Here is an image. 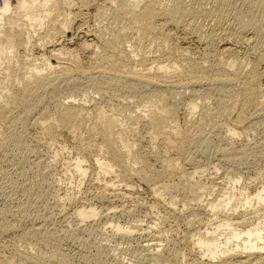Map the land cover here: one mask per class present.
Returning a JSON list of instances; mask_svg holds the SVG:
<instances>
[{"label": "bare ground", "instance_id": "1", "mask_svg": "<svg viewBox=\"0 0 264 264\" xmlns=\"http://www.w3.org/2000/svg\"><path fill=\"white\" fill-rule=\"evenodd\" d=\"M117 1L119 2V0H101L102 3H100L99 0H79L82 4L81 6L86 9L94 5L99 9H101L103 5H108L110 7ZM129 1L130 3L132 2V4H130ZM129 1H120L121 6L124 8L129 6L128 3L130 4L127 10H129L128 14L130 13L131 16H128V19H126V26L124 27L128 28V31L136 28V32L139 34H134L141 35V41L133 42L131 40L132 37L129 38L127 35L129 32L119 31L115 35V32L112 30L114 32V37L112 39L110 37V39L108 38L107 40L104 39L105 37H102L101 48L105 53L103 51H101V53L103 52L104 54L102 55L104 64L92 68H85V66L83 67L79 63L80 59L78 60L76 56L72 57L71 54L72 59L71 57L70 59L72 62L66 65L64 63L65 60L63 59L64 61H62L61 57L66 54V47L63 48L60 45L61 47L57 49V44H52L50 46L55 47L52 50V56L43 54L36 58L33 56L35 59H30L31 61L42 60L43 67L39 66L37 63H30L25 67L26 70L22 76L21 74L18 75L16 72L17 76H14L16 78L15 81L17 80L20 84L22 83V87L15 86V83L7 81L8 78L12 76L10 74L6 73L7 75L3 74L2 78L0 77V99L3 100V102L0 100V134H2L3 131L8 132V130L14 129L17 124L25 126L32 114L34 115V112L39 109L42 111L40 125H44L47 123H44V121L48 119L49 122L50 119L49 124H45L46 126L44 125L50 134L54 133L57 127L70 128L71 126L74 129L77 125L76 123H78L79 126L80 120H84L89 114L90 107H87V104H77L75 101L66 103L57 100L54 110L48 107L50 103L49 100L53 101L54 98L56 100L57 95H55V92L61 87L60 82H62V85L63 82L64 84L65 82L70 84L73 91L77 94H80L82 91L79 86L81 77H83L85 79L83 81L89 85L88 88L92 87L95 89L94 91L99 93L104 91H107L108 94L109 91L111 93L118 92L117 94L122 93V95L128 93L129 95H127L131 97L132 95L130 96V94L136 96L137 93L143 92L142 90L151 88V96H148L150 100L147 97L144 99H148L151 103L147 108L140 109L136 115H132V113L137 112L135 110L127 111L130 113L129 120L133 123L132 125H135V122L138 123L142 121L141 123L147 124L152 130L153 135L160 139L166 153L173 149L174 155L176 156V158L173 157L175 160L173 159L171 163L169 162V165L162 166L169 168V174L167 173L168 177L172 173V175L175 173L176 177H178L177 180H174L175 184L172 188L173 190L170 188L171 191H169V186L166 184L171 183L167 182V179H169L166 174L168 169L167 171H164V169L162 171H157L152 165H148L144 169L137 168L136 165L139 163L138 160L139 158L143 159L144 154L140 151L139 157L133 155L132 151L135 144L130 143L125 137V132L127 131L125 127L126 123L123 121L125 117L122 119L123 117L120 118L118 115L108 116L105 113L106 111L103 112V110H105L104 108L103 110L100 109V105H98L99 107L96 105L94 107L95 109L98 107L97 111L100 110L99 114L102 116L100 121L101 126L97 124L98 126L95 125L96 127L94 126L93 130L97 131L102 129L104 132V145L101 144L98 148V150L103 151L104 154H97L93 159L95 170L98 171V174H103L104 176L115 175L120 182L125 184L127 189H123L124 193L119 192L124 195V197L132 194L134 191L133 185L136 183L145 186L153 196L155 205L162 206L165 209V213L160 214L159 219L156 220L159 221V223H157V228H161V223H165L169 219L168 216L171 215L174 216L177 223L185 219L192 234L185 236V238L180 241L184 242V239L187 241V245L189 244L191 246L189 248L190 255L194 257L191 256L192 258H188V253L185 251L184 253L180 252L177 248V244L180 242H176V238L173 235L174 233H169V230L160 231L158 235L154 236L153 240L167 242V245L171 244L169 248L173 256H171V261L177 264H252L253 262V264H264V212L261 213L264 210V184L261 187H256V189L251 192L245 186L241 185L238 187L237 184L240 183V178H235L228 174V182L231 185V190L223 189L217 192V189L208 187L201 180L202 171H200V169L202 168V164L199 158V154H201V156L204 154L205 156V154L207 155L209 152L215 150V152L220 154V159L223 163L237 165L243 160L245 155L251 151L249 147L252 143L250 142L251 144H248L249 141L245 143L247 141H245V139V144L241 146L242 148L239 147L241 149L238 147L235 148L236 143L234 141H237L235 140L237 137L244 136L246 138L248 130L245 128V124H250L258 128L261 127L264 135V104L258 101V109H255L257 113H248V110L254 104H257V98L259 97L258 91H264L262 87H260L258 91H254L259 87V85L255 86L256 81L260 76L262 77V75H264L260 70V67L264 64V40L262 39L264 26L262 21L258 22L254 20L253 17V15L257 14L256 12H260L264 19V0H236V3L234 2L235 0H209L212 5L211 8L207 10L206 16L209 14L211 20H215L216 25L212 27L208 33L205 32L207 36L206 40L209 41V47L202 54L203 57L196 58L195 60L192 58V60L189 59L192 62L189 71L181 70L176 63L167 64L163 57H161L163 54L162 52L160 56L148 54L146 50L150 45L145 48V44L142 42V38L146 39L150 35L153 41H158V39L159 41L161 39V41H163L168 38L169 32L167 30L169 24L178 22L181 15L187 12L184 11V0H175L174 4L176 5H172L176 7L172 9L164 7L165 0ZM73 2V0H15V2L12 0H3L2 5H0V68L6 69V72L9 71L11 67L9 65L5 66L4 64L7 62L10 64L9 62L11 60H15V62L19 63L17 57L19 56L20 49L31 51V47H36L37 43H34L35 36L41 33L39 31L48 22L53 23L51 32L48 36L60 31L63 32V35L65 34L64 37H66L65 30L69 28L66 18L69 16V13L62 8L64 11L63 13L61 7H63L62 3L63 5L64 3L65 5H71ZM61 15L64 16L63 20L59 19ZM230 20L235 27L232 23L227 26V22ZM57 22L59 25L56 24ZM49 24L50 23H48V25ZM118 30L116 29V31ZM191 31L193 34L195 33L200 36L201 31L196 29ZM101 36L97 38L101 40ZM49 40H47V43ZM147 40L150 39L148 38ZM6 41H9L8 44L11 45H7ZM147 43L149 44L150 42L147 41ZM244 43L253 46L252 48L256 52L252 51L257 54L252 55L254 57L256 56L255 58H251L248 51H244L245 53H242V57H238L240 55L238 47ZM46 44L43 42L39 46H46ZM85 45L86 42L84 46ZM28 55L30 56L33 54L31 52L30 54L28 53ZM52 57H54V59ZM245 62L250 66V69L247 68V71L243 65ZM236 63H241L242 67L236 68ZM16 74L14 73L13 75ZM237 84L239 86L238 88ZM198 87H203L206 91L201 88L204 92L203 95H200V98L194 99L191 103L189 102L188 109L186 108L187 115L193 117L196 113L199 114L201 111L204 112L202 113V117L200 116L201 118L195 120L189 119V127L182 130L177 124L178 102L176 103L175 101L171 103L169 102V98L177 94L183 95L182 93L184 91L181 92L180 88L183 90L192 89L195 92ZM178 88L181 93L177 92ZM146 94H149L148 91ZM209 99H215L216 106L213 109H208ZM74 100H77V98H74ZM127 103L130 104L131 102ZM124 110L126 111V109H123V111ZM234 110L236 111L235 114L232 113ZM205 114H210L211 118H207ZM34 119H36V121L38 120L37 118ZM128 125V128L131 127L132 130L133 126L131 124ZM226 141L228 143L224 145ZM89 146H91V144H89ZM252 147L254 146L252 145ZM254 150L255 148L253 151ZM85 162L81 153H78L77 157L72 159V163H70V166L73 167V172L79 175L81 182L88 173ZM183 163H188L190 168H184ZM260 175H262L261 171L258 172L257 176L259 177ZM258 177L256 178L258 179ZM133 181L136 182L134 183ZM122 183H120V185H122ZM108 184L109 182L105 186V191H113V183H110L111 185ZM135 191L133 192L134 194ZM182 193L186 194V196H184L186 198L180 200H183V203L182 207L178 208V199L180 195H183ZM166 195L169 196V198H167ZM102 196L108 199L110 196H114V194L104 192ZM70 199L72 198L68 193L60 197V200ZM180 203L181 202H179V204ZM152 205H154L153 202ZM152 207L155 208V206ZM220 212L224 213L223 217H221ZM241 212H244V214H241ZM250 213H256V215L249 217ZM26 214H28V212H19L17 215H20L21 218L22 215ZM73 214L78 221L84 222L92 217L95 218L100 213L93 204H85L82 201L78 202ZM109 216L110 213L108 212L103 214V217L109 218ZM198 216H200V225L195 227V222L193 221ZM25 217L27 218L29 216ZM1 220V234L14 231L17 228V223L7 221L6 217L2 216ZM19 222L21 221H18V224ZM115 227L118 231H124V236L131 232L129 231L131 228L121 226V224H116ZM150 228L152 227L149 226V229ZM172 228L171 230H173ZM47 230L44 228L32 229L25 233V238L27 237L31 240L29 245L35 243H41L42 245V243L50 244L54 242V233ZM160 245L163 244L146 243L140 245V247H142L141 249L144 251L147 250L149 253L151 252V259L154 258V260L156 259V261H159L160 259L162 260L163 257L165 258V256L160 253L162 251L159 250ZM187 245H185V247H188ZM168 247L169 246H167V248ZM31 248L33 249L32 246H28L24 249L25 251L23 253L19 254L23 260L29 262L34 258V255L30 252V250H32ZM99 249L101 250L103 247ZM186 250L188 251V249ZM171 257L168 258L171 259ZM54 259H57L56 254L50 257L49 261H53ZM99 259L100 258L97 257L96 261Z\"/></svg>", "mask_w": 264, "mask_h": 264}, {"label": "rangeland", "instance_id": "2", "mask_svg": "<svg viewBox=\"0 0 264 264\" xmlns=\"http://www.w3.org/2000/svg\"><path fill=\"white\" fill-rule=\"evenodd\" d=\"M12 1L15 2V0ZM73 1L74 2L71 5L66 4L67 6L65 5V3L64 5L62 3L63 7H61L63 13L65 10L69 13V16H67L66 18L67 26L69 27L65 30L67 36L64 37L65 34L63 35V32L59 31L60 33L56 32L55 34L53 33V35H50V38L48 34L51 32L53 23L48 22L50 23V26L48 25V23L45 24L39 31L41 33L35 36L34 43H37L36 47H31V51H24L23 49H20L19 56L17 57L16 55L17 59H19V63L15 62V60H11L9 62L10 64H8V62L4 64L5 66L9 65L11 67L9 71L6 72V69L0 68L1 78L3 74H10L12 76L9 75L10 77L7 81L10 83H15V86L22 87V83L20 84L17 80L15 81L16 78L14 76H17V74H21L22 76V74L26 70L25 67H27L30 63H37L39 66L43 67L42 60L39 59L31 61L30 59L39 57L43 54L52 56V50L53 48H55L53 46H50L52 44L59 45H56L57 49L61 46L63 48L66 47L65 53L68 55L64 54L61 56L62 61L65 60L64 63L66 65L70 64L69 62H72L71 59L73 56H76L78 60L80 59L79 63L81 64V66H85V68H92L97 65L104 64L102 60L104 50L101 48L102 37H105L104 39L107 40L108 38L110 39V37L112 39L114 37V32L116 35V33L120 31L126 33L129 32L127 33V35L129 38L132 37L131 40L133 42L139 41L141 39V35L134 34L138 33L136 32V28L132 30L130 29V31H128V28L124 27L126 26V19H128V16H131L130 13L128 14L129 10H127L129 9L130 4H132V2L130 3L129 0H126L130 3H128L129 6L126 8L121 6V0H119V2L117 1L116 3H113L110 6L111 8L108 5H100L102 7L101 9H99L95 5L93 7H90L89 9H86L85 7L83 8V6H81L82 4L79 2V0ZM165 1L167 2V4L165 2L164 7H168V9L176 7H174V5H176L174 4L175 0H168L169 2L167 0ZM210 1L184 0V11L187 12L183 14L184 16L181 15L179 19L180 22L178 20V22H174V24H169L167 31L170 35L168 34V38L164 39L163 41H161L162 39L160 41L159 39L158 41H153L152 37H150L151 35L146 39L142 38V42L145 44V48H147L146 46L150 45L146 50L148 54L152 56H160L163 53L161 57H163L164 61L167 64L176 63L181 70L189 71L190 66L192 65L191 60L203 57L202 54L209 47V41L206 40V33H208L211 28L215 27L216 25L215 20H211L209 14L208 16H206L207 10L210 9L212 5L210 4ZM99 2L102 3L101 0H99ZM234 2L236 3V0ZM2 3L3 0H0V5H2ZM62 8L64 9V11ZM256 13V15H253L254 20L258 22L262 21V24L264 26L263 15L260 12ZM63 18L64 16L61 15L59 19L63 20ZM229 22H227V26L231 25L232 23L231 20ZM56 24L59 25L58 22ZM232 25L234 26L233 23ZM116 29L121 30L116 31ZM193 29L201 31L200 36L195 33L193 34L191 31ZM100 36L101 40L98 39ZM148 38L151 41L147 40ZM46 39H50L51 41L49 40L47 43ZM262 39L264 40V33ZM147 41L150 43L148 44ZM8 42L9 41H6L7 45H11L8 44ZM43 42L45 44L47 43L46 46H39ZM85 42L89 47L86 45L84 46ZM252 47L253 46H251L250 44L245 43L239 46L238 52L240 55L238 57H242V53L244 54L248 51L250 57L255 58L256 56L254 57L252 55L257 54L254 53L256 51ZM66 50L68 53L66 52ZM101 51L103 52L101 53ZM31 52L33 55L29 56L28 53L30 54ZM64 57L67 59H65ZM52 58L54 59V57ZM245 63H243V65L245 66L247 71L248 69H250V66L247 62ZM236 64V68L242 67L241 63H238L237 65ZM260 70L264 73V64H262ZM14 73L16 75H13ZM83 80L85 79L81 77V80L79 81V83L81 84H79V86L82 90L80 94L75 93L70 84L66 82L64 84L63 82L62 85V82H60L61 87H59V89L55 92V95H57L56 100L54 98V102L52 100H49V103L48 101V103L50 104H48V107H50L49 109L51 110H54V108H56L55 106L57 100L66 103L75 101L77 104H87L86 106L90 107L89 114L84 120H80V122L78 121L81 125L79 124L78 126V123H76L77 125L76 127H74V129L70 126V128L63 127L64 130L62 127H57L55 128V130H57H54L55 132L50 134V132L45 128V126L49 124L50 119L49 122L48 119L44 121V123L47 122L45 123L46 125L44 124L45 126L43 124L40 125V121L42 120V118L40 117L42 111H40L39 109L35 111L36 113L34 112L35 116L32 114V116L29 118L30 120L26 122L25 126H20V124H17L14 129L8 130V132L5 131L6 134L4 131V134L3 132L2 134H0V218L2 219V216H4L7 218V221L17 223V228L14 231H11L12 233H0V264H174L176 262L171 261L173 256L170 253L172 252L171 249H169L171 244L167 245V242L153 240L154 236L158 235L160 231L166 230H169V233L171 234L174 233L173 235L176 238V242H180L179 244H177V248L180 250V252L184 253L185 251L186 253H188V258L194 257L193 255H190L189 248L191 246L189 244L187 245V241H185V239L184 242L180 241L183 240L185 236L192 234V231L185 219L182 221H178L177 223L173 215H171L173 217L167 215L169 217V219L166 221L167 223H161V228H157V223H159V221L156 220L159 219L160 214L165 213V209L162 206L158 205V207L155 205L153 196L145 186L136 183L135 185H133V190H136L135 194L133 193V191L131 194L132 196L128 195L124 197V195H122L121 193L127 189L125 187V184L120 182V180L115 175L104 176L103 174H98V171L95 170L93 166V159L96 157V155L104 154L103 151L98 150L101 144L104 145V132L102 131V129L97 131L93 130L95 125L101 126L100 121L102 116H100L99 114L100 110L97 111L99 107L98 105H100V109L103 110L104 108L105 110H103V112L106 111L105 113L108 116L118 115L120 116V118L123 117L122 119H124L125 117V119L123 120L127 125H125L127 130L125 132V137L129 140L130 143L135 144L132 151L133 155L139 157L140 151L142 154H144L143 159L139 158V163L138 165H136L137 168L144 169L146 166L152 165V167L156 168L157 171H162L163 169L164 171H167L168 169L166 174H169V168L162 166L167 164L169 165V162L171 163L173 159L176 158L173 149L169 150V152L167 151L166 153L160 139H158L157 136L153 135L152 130L149 128V126L147 124L141 123L142 121H139L138 123L135 122L136 124L132 125L133 123L129 120L130 113L129 111H127L135 110L137 112L132 113V115H136L138 114L140 109H145V107L147 108V106L151 104L149 101L150 98H148V96H151V88L142 90L143 92L137 93L136 96L134 94H130V96H132L129 97L128 93V95H122V93L120 92V94H117L118 92H112V94L110 91L109 94L107 91H104L105 94L104 92L99 93L97 91H94L95 89H93L92 87L88 88L89 85ZM258 85L259 87L254 91H258L260 87L264 88V75H262V77L260 76L256 81L255 86ZM238 87L239 86L237 84V88ZM201 88L204 90L203 87H198L196 88V93L192 89L183 90L182 88H180L181 92L184 91L182 93L183 95L177 94L176 96L173 95V97L170 96L169 98V102L174 103L176 101V103H179H177V124L180 128H182V130H185L187 127H189L190 120H195L202 117V113L204 111H201L199 114L196 113L193 117H189L187 115V109L189 106L188 104H190L194 99H198V97L200 98V95H203L204 92ZM177 90V92H180L179 88ZM147 91L149 94H146ZM258 92L257 93L259 94V99L257 98V104H254L248 110L249 114L257 113L256 110L258 109L257 107L259 106V102L264 104V91L260 90ZM98 93L101 95H99ZM257 93L256 95L258 96ZM72 97L77 98V100H74V98ZM146 97L149 99H147L148 103L147 100H144L146 99ZM0 100L3 102L2 99ZM127 102L131 103L129 104ZM95 105L98 106L97 109H95ZM208 106V109H213L216 106L215 99H209ZM123 109H126V111H123ZM232 113L235 114L236 111L234 110V112ZM205 115L207 118H211L210 114ZM38 117L41 119H39ZM34 118H37L39 121H36V119ZM128 124H131L133 126L132 130L131 127L128 128ZM249 126L251 127L252 125L245 124V128L248 130L246 138L244 136V138L242 136H239L235 139L237 140L234 141L236 143L235 148H239L249 141L248 144L252 143V145L254 146L252 147L251 145L249 147L251 151H253L254 148L256 151L254 150L253 152H251L249 150L250 152L245 155V157L240 161L239 164L235 165L230 163H223V161L220 159V154L218 152H215V150H213L214 152H209L207 154L208 156L206 154L204 156L203 153V156L199 154V158L201 159L199 160L202 164V168L200 169V171H202L201 180L208 187H214L215 189H217V192L223 189L231 190V185L228 182L229 175L234 176L235 178H240V183L237 184L238 187L241 185L245 186L251 192L255 190L256 187H261L264 184V145H262L264 144V135L262 133L261 127L258 128L256 126H252L250 128ZM244 139L245 141L247 140L245 143ZM227 143L228 142L226 141L224 145ZM89 144H91V146H89ZM78 153H81V156L84 157L86 161L85 166L88 169L87 176L82 180V182L80 181L79 175L73 172V167L70 166V163H72V159L76 158ZM187 164L183 163V166L184 168L186 167L188 169L190 168V165ZM259 171L262 172V175L258 177L257 175ZM172 174H170L171 177L169 175V179H167V182L171 183H166L167 186H169V189L173 188L175 184L174 180H177L178 178L176 177L175 173L174 175L176 178ZM256 177H258V179ZM106 182H109L108 185H111L110 183H113L115 192L114 189L113 191H105V186L107 185ZM120 183H122V185H120ZM171 189L169 191H171ZM104 192L113 193L114 196H110L108 199L103 198L102 194ZM67 193L72 199L60 200V197H63ZM182 194L183 195H180L178 199V208L182 207L183 200H180L182 198H186L184 197L186 196V194ZM167 198H169V196H167ZM82 201L85 204H93L100 214H98L95 218L92 217L84 222L78 221L73 213L75 212V208L78 202ZM152 202L154 205H152ZM179 202H181V205L179 204ZM152 206H155V208ZM156 207L157 210L159 208L158 211L156 210ZM19 212H28V214L22 216L29 217H25L24 220V217L21 216L20 218V215H17ZM103 212L110 213L109 218L103 217V214H105ZM263 212L264 210L261 213ZM220 214L221 217L224 216L223 212H220ZM241 214H244V212H241ZM255 215L256 213H250L249 217ZM1 219L0 221H2ZM199 219L200 216H198L193 221L195 222V227H198L200 225ZM18 221L21 222H19L18 224ZM116 224H121V226L131 228L129 230L131 232H129V234H125L124 236L123 233L125 232L118 231L115 227ZM149 226H151L152 228L149 229ZM31 228H44L46 230L48 229L47 231L54 233L53 235L56 242L54 241L50 244L42 243V245L41 243L29 245L31 240L27 237L25 238V233L32 230ZM171 228L173 230H171ZM18 236L22 239H20ZM146 243L163 244L159 246V250H162L160 252L161 255L165 256V258H170L172 256L171 259L168 258L167 260L166 258L165 261V258L163 256V259L159 260L160 262L156 261V259L154 260V258L151 259V252L149 253V251L147 250L144 251L143 249H141L142 247H140V245H144ZM185 245H187L188 247H185ZM28 246L33 247V249L31 248L32 250H30V252L32 255H34V258L29 262L23 260L19 255L20 253H23L25 251L24 249ZM167 246L169 247L167 248ZM100 247H103V249L100 250ZM186 249H188V251ZM54 254L57 255V259L49 261L50 257H53ZM97 257L100 258L98 261H96Z\"/></svg>", "mask_w": 264, "mask_h": 264}]
</instances>
